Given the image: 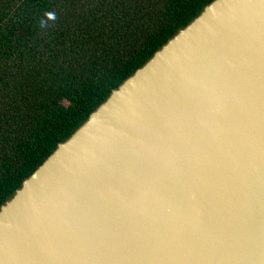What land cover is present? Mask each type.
Here are the masks:
<instances>
[{"label":"water","instance_id":"95a60500","mask_svg":"<svg viewBox=\"0 0 264 264\" xmlns=\"http://www.w3.org/2000/svg\"><path fill=\"white\" fill-rule=\"evenodd\" d=\"M0 264H264V0H214L0 208Z\"/></svg>","mask_w":264,"mask_h":264},{"label":"trees","instance_id":"16d2710c","mask_svg":"<svg viewBox=\"0 0 264 264\" xmlns=\"http://www.w3.org/2000/svg\"><path fill=\"white\" fill-rule=\"evenodd\" d=\"M214 0H0V208Z\"/></svg>","mask_w":264,"mask_h":264}]
</instances>
